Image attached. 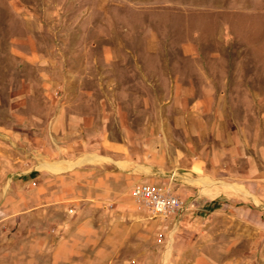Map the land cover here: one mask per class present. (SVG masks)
Returning a JSON list of instances; mask_svg holds the SVG:
<instances>
[{
  "label": "rangeland",
  "instance_id": "obj_1",
  "mask_svg": "<svg viewBox=\"0 0 264 264\" xmlns=\"http://www.w3.org/2000/svg\"><path fill=\"white\" fill-rule=\"evenodd\" d=\"M0 264H264V0H0Z\"/></svg>",
  "mask_w": 264,
  "mask_h": 264
},
{
  "label": "built area",
  "instance_id": "obj_2",
  "mask_svg": "<svg viewBox=\"0 0 264 264\" xmlns=\"http://www.w3.org/2000/svg\"><path fill=\"white\" fill-rule=\"evenodd\" d=\"M131 195L154 215L165 219L179 218L184 208L180 198L150 183L135 185Z\"/></svg>",
  "mask_w": 264,
  "mask_h": 264
},
{
  "label": "crops",
  "instance_id": "obj_3",
  "mask_svg": "<svg viewBox=\"0 0 264 264\" xmlns=\"http://www.w3.org/2000/svg\"><path fill=\"white\" fill-rule=\"evenodd\" d=\"M113 148V147H112Z\"/></svg>",
  "mask_w": 264,
  "mask_h": 264
}]
</instances>
